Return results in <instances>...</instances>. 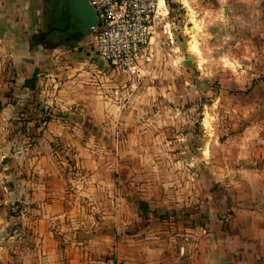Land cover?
<instances>
[{"label":"crops","instance_id":"1","mask_svg":"<svg viewBox=\"0 0 264 264\" xmlns=\"http://www.w3.org/2000/svg\"><path fill=\"white\" fill-rule=\"evenodd\" d=\"M46 1L0 0V264H264V79L235 122L166 137L142 85L31 46ZM254 1L170 0V19L202 34Z\"/></svg>","mask_w":264,"mask_h":264},{"label":"rangeland","instance_id":"2","mask_svg":"<svg viewBox=\"0 0 264 264\" xmlns=\"http://www.w3.org/2000/svg\"><path fill=\"white\" fill-rule=\"evenodd\" d=\"M234 10L243 11V15L223 26L210 24L202 34L193 12L191 30L184 20V11L175 10V21L178 22L174 45L178 51L159 52L154 68L152 66L151 74L155 77L148 76L144 84L133 87L137 91L143 86L136 99L137 107L144 112L141 116L154 119L166 137H172L173 124L186 130L192 126L190 138L193 139L203 134L200 128L206 124L208 128H205L211 129L213 125L235 122V107L246 105L249 91L261 89L259 85L264 79V0L242 3ZM189 12L187 10L188 16ZM249 12L255 13L249 15ZM32 36V47L46 46L44 41L40 42V35ZM85 40L75 44L79 47L75 53L82 48L90 53L84 45ZM190 41H195L197 52L192 46L190 48ZM58 47L70 49L67 45L57 46L55 52L61 55L64 53ZM61 55L57 56L61 58ZM251 74L254 77L249 76ZM143 93L147 98L144 102ZM256 102L263 105L264 100L257 99ZM177 110L181 111V116L176 115ZM218 136L219 132L212 133L209 139L215 140Z\"/></svg>","mask_w":264,"mask_h":264},{"label":"built area","instance_id":"3","mask_svg":"<svg viewBox=\"0 0 264 264\" xmlns=\"http://www.w3.org/2000/svg\"><path fill=\"white\" fill-rule=\"evenodd\" d=\"M170 0H88L97 24L84 45L111 70L139 85L159 52L175 49Z\"/></svg>","mask_w":264,"mask_h":264},{"label":"flooded vegetation","instance_id":"4","mask_svg":"<svg viewBox=\"0 0 264 264\" xmlns=\"http://www.w3.org/2000/svg\"><path fill=\"white\" fill-rule=\"evenodd\" d=\"M64 1L47 0L42 11L39 25L41 26L40 42L44 41L49 49L69 44L73 36L80 37V30L73 29L69 24L71 21L67 19L64 11Z\"/></svg>","mask_w":264,"mask_h":264},{"label":"water","instance_id":"5","mask_svg":"<svg viewBox=\"0 0 264 264\" xmlns=\"http://www.w3.org/2000/svg\"><path fill=\"white\" fill-rule=\"evenodd\" d=\"M64 11L67 19L71 21L70 26L80 30V37L73 36V40H69L71 42L67 44L68 48L73 49L75 44L89 36L97 24V17L88 0H65Z\"/></svg>","mask_w":264,"mask_h":264},{"label":"trees","instance_id":"6","mask_svg":"<svg viewBox=\"0 0 264 264\" xmlns=\"http://www.w3.org/2000/svg\"><path fill=\"white\" fill-rule=\"evenodd\" d=\"M171 8L173 9L174 6H171ZM36 77H37V72L35 71L33 73L32 77L29 80L26 81L25 86H28L29 88L32 89V87H33V85L35 83Z\"/></svg>","mask_w":264,"mask_h":264},{"label":"bare ground","instance_id":"7","mask_svg":"<svg viewBox=\"0 0 264 264\" xmlns=\"http://www.w3.org/2000/svg\"><path fill=\"white\" fill-rule=\"evenodd\" d=\"M189 46H190V48L192 46V48L196 51V43H195V41H190Z\"/></svg>","mask_w":264,"mask_h":264}]
</instances>
